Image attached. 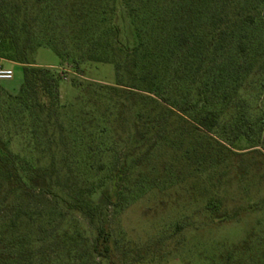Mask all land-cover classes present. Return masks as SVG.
Masks as SVG:
<instances>
[{
    "label": "rangeland",
    "instance_id": "1",
    "mask_svg": "<svg viewBox=\"0 0 264 264\" xmlns=\"http://www.w3.org/2000/svg\"><path fill=\"white\" fill-rule=\"evenodd\" d=\"M178 1L115 0L109 15L86 17L85 24L78 19L94 0H11L38 22L39 46L30 63L61 78L52 92L58 109L28 118L13 102L21 96L23 66L0 58V67L13 71L11 80L0 81V147L18 153L20 166L30 171L28 189L20 188L14 167L0 161V219L8 204L51 213L52 225L38 238L43 260L107 264L90 255L88 222L61 200L104 206L114 196L108 209L113 264H264V141L217 146L202 167L182 162L165 133L141 146L136 142L159 119L152 114L146 127L139 123L150 109L134 95L120 99L110 91L113 64L88 60L92 36L110 53L135 47L138 32L157 37L164 28L154 25L169 19ZM242 94L254 116L264 112V101H257L264 100V73ZM84 134H94L92 146L83 144ZM90 146L96 150L88 157ZM129 148L128 169L114 191V174Z\"/></svg>",
    "mask_w": 264,
    "mask_h": 264
},
{
    "label": "trees",
    "instance_id": "2",
    "mask_svg": "<svg viewBox=\"0 0 264 264\" xmlns=\"http://www.w3.org/2000/svg\"><path fill=\"white\" fill-rule=\"evenodd\" d=\"M21 1L30 5L40 0ZM94 1L79 21L99 13L109 15L115 6V0ZM178 6L169 19L154 25L164 28L163 32L148 41L138 32L139 43L133 48L110 53L102 38L92 36L88 60L113 64L116 84L110 91L120 99L134 95L137 103L150 109L148 115L139 113V123L146 127L152 114L159 119L150 123L149 134L136 143L143 146L165 133L168 149L180 154L182 162L202 167L217 146L264 141V112L254 116L242 94L247 82L264 73V0H179ZM130 9L136 14L135 7ZM37 25L28 10L21 12L11 0H0V58L23 66L21 96L13 102L33 119L58 109L52 92L61 80L60 75L30 63L32 51L39 46ZM84 135L83 144L92 146L94 134ZM91 146L88 157L95 154ZM129 149L114 174V191L117 177L128 169ZM19 157L11 148L0 147V161L12 165L18 186L28 189L30 171L20 166ZM111 198L104 206L61 200L65 209L88 222L94 231L90 255L107 264H113L108 209L115 200ZM6 209L0 219V264L75 262L41 257L38 238L52 225L51 213L17 209L12 204Z\"/></svg>",
    "mask_w": 264,
    "mask_h": 264
},
{
    "label": "built area",
    "instance_id": "3",
    "mask_svg": "<svg viewBox=\"0 0 264 264\" xmlns=\"http://www.w3.org/2000/svg\"><path fill=\"white\" fill-rule=\"evenodd\" d=\"M12 78H13V71L11 69L0 67V81L11 80Z\"/></svg>",
    "mask_w": 264,
    "mask_h": 264
}]
</instances>
